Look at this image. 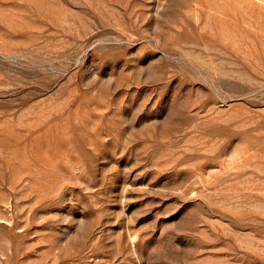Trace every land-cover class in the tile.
I'll return each instance as SVG.
<instances>
[{"label": "rangeland", "instance_id": "1", "mask_svg": "<svg viewBox=\"0 0 264 264\" xmlns=\"http://www.w3.org/2000/svg\"><path fill=\"white\" fill-rule=\"evenodd\" d=\"M0 264H264V0H0Z\"/></svg>", "mask_w": 264, "mask_h": 264}]
</instances>
